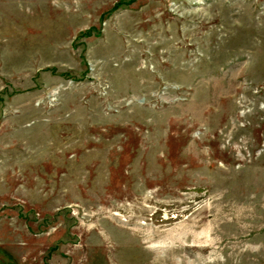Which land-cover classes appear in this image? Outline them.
<instances>
[{"label":"rangeland","instance_id":"rangeland-1","mask_svg":"<svg viewBox=\"0 0 264 264\" xmlns=\"http://www.w3.org/2000/svg\"><path fill=\"white\" fill-rule=\"evenodd\" d=\"M0 264H264V0H0Z\"/></svg>","mask_w":264,"mask_h":264}]
</instances>
